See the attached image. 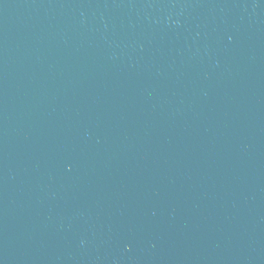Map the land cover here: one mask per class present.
<instances>
[{
	"label": "water",
	"instance_id": "obj_1",
	"mask_svg": "<svg viewBox=\"0 0 264 264\" xmlns=\"http://www.w3.org/2000/svg\"><path fill=\"white\" fill-rule=\"evenodd\" d=\"M0 264H264V0H0Z\"/></svg>",
	"mask_w": 264,
	"mask_h": 264
}]
</instances>
